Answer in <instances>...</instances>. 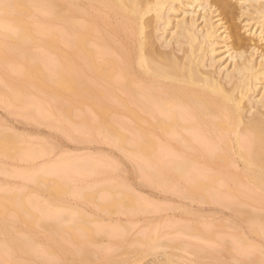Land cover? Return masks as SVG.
I'll return each instance as SVG.
<instances>
[{"label": "bare ground", "instance_id": "1", "mask_svg": "<svg viewBox=\"0 0 264 264\" xmlns=\"http://www.w3.org/2000/svg\"><path fill=\"white\" fill-rule=\"evenodd\" d=\"M0 7L4 10L0 26L6 29L0 34L11 39L5 43L0 39V71L16 76L14 80L0 78L8 89L3 93L6 105L24 108L27 114H36L39 108L47 113L32 97L30 87L44 92L57 113L65 117L73 108L90 104L100 116L98 127L108 129L111 139L124 146L126 135L108 124L111 114L120 109L139 124L143 141L135 152L151 157L162 147L182 151H178L180 160L158 165L161 170L156 175L176 181L200 178L196 182L201 190L196 188L203 192L202 202L216 200L219 213L230 217H224L229 222L222 217L220 232L226 235V227L236 229L232 237H219L222 246L264 247V0H0ZM38 36L44 37L41 44L47 48L63 40L71 51H58L54 58L33 51ZM98 57L102 62L96 61ZM123 124L130 127L129 122ZM187 131L194 134L189 136ZM197 134L203 138L202 144L194 143ZM1 136L0 152L12 155L14 139L4 133ZM170 136H178L184 144H175ZM158 138L165 139V144ZM186 146L194 147L197 154L186 152ZM27 153L35 156L37 151ZM195 162L200 163L198 175L191 172ZM64 168L52 165L43 169L56 174L50 186L55 192L62 191L70 177L69 169ZM216 184L221 187L219 192L211 191L212 197L208 191ZM185 195L195 197L192 190ZM9 199L20 218L27 216L29 233L38 217L19 193H12ZM121 199L100 203V207H137ZM5 204L0 198L4 216L8 212ZM52 215L63 218L57 210L46 209L41 214L42 219ZM80 218L69 229L58 223L45 226L50 231L46 235L57 245L52 250L35 249L38 246L32 235L19 239L13 234L9 247L13 264H90L91 254L97 253L93 245L98 244V236L109 231L88 226L87 219ZM210 228L202 236L213 238ZM63 230L66 237L57 239ZM224 248L216 250L219 259L213 264L235 259L231 248ZM34 252L40 260L30 258ZM19 253L24 261L17 259ZM166 256L154 263L176 264L171 254ZM261 260L239 259L228 264Z\"/></svg>", "mask_w": 264, "mask_h": 264}, {"label": "rangeland", "instance_id": "2", "mask_svg": "<svg viewBox=\"0 0 264 264\" xmlns=\"http://www.w3.org/2000/svg\"><path fill=\"white\" fill-rule=\"evenodd\" d=\"M3 15L4 10L0 7V16ZM31 25L34 24L31 23ZM56 25L66 30L63 24L56 23ZM3 28L0 26L2 33L6 32ZM239 31L244 33L243 30L239 29ZM0 35L3 43L11 40L3 34ZM43 38L42 36L36 37V43L32 46L33 51L49 53L53 58L58 56V51L64 53L71 51L72 47L63 40L47 48L41 44ZM102 60L103 58L100 57L96 59L98 63ZM0 78L14 80L16 76L0 71ZM7 90V87L0 81V136L4 133L12 140L14 139L12 155L0 152V198L6 202L5 207L8 211L5 216L0 213V264H13V255L9 248L13 234H16L19 239L32 235L38 246L35 249L52 250L57 245L56 242L50 240V235H48L50 231L45 226L58 223L60 227L69 229L76 221L82 219L80 218L82 215L87 219L86 225L95 227V229L98 226L103 227L104 230L109 231L106 236H98V244L93 245L97 253L94 251L93 254H96H91L92 258L89 257L91 258L88 260L90 264H155V261L158 263L164 261L167 254H171L176 264H213L219 259L216 258L218 256L216 250L224 247L231 248L235 258L229 260L228 263H234L239 259L241 261L264 259V252H262L264 247L259 245H242L241 243H236L238 244L236 245L234 243L236 246H233L234 244H230L232 246L227 244L229 247L222 246L219 237H232L236 229L226 227L228 230L226 235L220 232L218 225L222 222V217H230L228 214L224 216L219 213L216 200L211 199V203L208 204L206 203L209 200L202 202L203 192L200 191L196 182L200 178L176 181L169 179L170 177L166 175L163 177L156 175L161 170V166L158 169L161 163L169 165L175 159L180 160L178 151L181 150L171 148L170 151L166 147L156 149L152 155L159 157L158 161L154 159L156 156L146 157L135 152V147L143 141L139 124L130 117L129 120L120 109L111 114L108 124L113 130L126 135L127 141L124 146H118L111 139L107 133L108 129L98 127L101 122L100 116L90 104L73 108V113H69L70 118L65 117L57 113L55 104L47 99L44 92L30 87L34 100L40 106L45 107L48 112L39 108L36 114H27L24 108L13 104L8 105V103L6 105L3 93ZM124 122H129L131 128H127ZM143 124L146 125L145 122ZM93 125L94 127L97 125L98 128L93 129L91 127ZM185 133L189 136L194 134L190 131ZM194 136V143L199 141L198 144H202L203 138L199 134ZM176 137L170 136L174 138L175 144L178 142L180 145L182 141H179L178 136ZM158 139L165 141L162 138ZM183 142L180 146L184 144ZM188 147L192 148L191 146L184 147L188 150L186 152L197 154L194 147L192 149ZM31 150L37 151L35 156L27 153ZM156 163L159 164L156 165ZM77 164H84V166L79 168ZM194 164L196 169L192 168V175L195 173L198 175L200 174V163L195 162ZM52 165H61L69 169L67 171L70 177L65 179L63 190L60 192H55L50 188L56 179V174L43 172L45 167ZM216 186H212L211 189H213L208 191L212 197L215 189L219 192V187H221L219 184ZM188 190H192L195 197L185 195ZM14 192L20 194L29 210L38 217L29 233L26 231L27 216L20 218L17 208L11 205L9 197ZM117 198L118 200L123 198L124 201H128L126 204L137 207L129 210L122 205H117V212L113 205L109 210L101 209L100 203L118 201ZM133 199L135 201L132 203ZM46 209L61 212L63 218L58 219L52 215L42 219L41 214ZM0 211H2L1 208ZM111 215L112 218H110ZM225 218V222H229L230 219ZM208 226L209 228L212 226L210 233L213 238L211 239L202 236ZM65 233L67 234L63 230L57 235V239H64ZM232 249L238 250L237 253H234ZM32 256L34 257H30L31 259L40 260L38 253L34 252ZM93 257L94 261H98L97 263H93ZM23 258L21 253L17 255V259L24 261ZM223 258L228 261L225 257ZM262 261L264 260L260 263L264 264Z\"/></svg>", "mask_w": 264, "mask_h": 264}]
</instances>
